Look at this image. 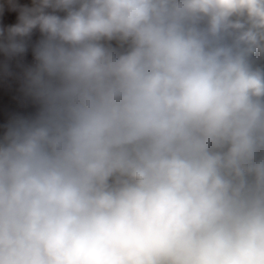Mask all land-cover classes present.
<instances>
[{
  "label": "clouds",
  "instance_id": "clouds-1",
  "mask_svg": "<svg viewBox=\"0 0 264 264\" xmlns=\"http://www.w3.org/2000/svg\"><path fill=\"white\" fill-rule=\"evenodd\" d=\"M0 264H264V0H0Z\"/></svg>",
  "mask_w": 264,
  "mask_h": 264
}]
</instances>
